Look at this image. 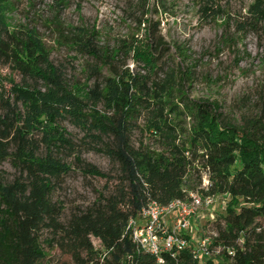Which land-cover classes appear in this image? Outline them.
Masks as SVG:
<instances>
[{"label": "trees", "instance_id": "1", "mask_svg": "<svg viewBox=\"0 0 264 264\" xmlns=\"http://www.w3.org/2000/svg\"><path fill=\"white\" fill-rule=\"evenodd\" d=\"M12 6L0 0V65L28 84L10 80L6 96L0 83V166L10 160L18 172L0 182V264H46L45 229L71 264H159L133 242L129 222L151 202L186 200L188 177L198 175L202 185L203 174L208 195L230 198L213 242L221 251L200 259L190 250L165 253V264H264V114L239 126L212 103L192 99L186 89L191 74L168 63L161 24L143 10L134 18L136 28L111 48L78 29L71 41L95 62V83L76 90L34 31L10 27ZM237 24L264 33V0H255ZM65 117L85 133L81 149L62 127ZM180 119L190 120L187 128ZM84 151L111 159L117 184L64 223L62 206L52 200L54 182L72 170L63 153L75 157L83 176L113 179L84 160Z\"/></svg>", "mask_w": 264, "mask_h": 264}, {"label": "rangeland", "instance_id": "2", "mask_svg": "<svg viewBox=\"0 0 264 264\" xmlns=\"http://www.w3.org/2000/svg\"><path fill=\"white\" fill-rule=\"evenodd\" d=\"M255 0H11L8 14L10 27L29 29L45 45L52 61L61 69L66 84L80 91L92 88L93 60L80 54L72 44L78 29L96 36V43L111 48L135 28V16L148 11V18L160 22L162 35L171 49L168 63L185 74H191L187 93L194 100L212 103L224 120L242 125L244 118H259L264 114V33L242 30L237 22ZM184 51V58L180 55ZM105 75L108 73L105 71ZM190 76V75H189ZM16 84H25L21 76L7 66L0 65V83L6 96ZM28 84V83H26ZM0 85V92H2ZM187 128L190 120L180 119ZM62 127L81 149L85 133L69 117ZM141 139L139 130L134 140ZM72 170L55 181L52 200L63 208L62 221L71 214L92 205L100 193L113 191L119 176L118 166L107 156L84 151L82 157L113 178L85 177L75 166V157L63 153ZM10 160L0 166V182L12 181L18 174ZM205 174L202 175V179ZM189 192L196 191L198 175L187 180ZM204 197L208 193L202 194ZM230 201L219 196L217 202L199 209L192 217L194 238L217 233L219 216ZM173 226L169 220L168 227ZM190 236L192 231H188ZM52 235L43 231L48 255L46 264H71L70 255L51 244ZM95 248L103 252L100 240L92 237Z\"/></svg>", "mask_w": 264, "mask_h": 264}, {"label": "built area", "instance_id": "3", "mask_svg": "<svg viewBox=\"0 0 264 264\" xmlns=\"http://www.w3.org/2000/svg\"><path fill=\"white\" fill-rule=\"evenodd\" d=\"M210 187L208 174H205L200 189L190 192L186 200H174L165 206L157 202L149 203L141 218L129 222L127 230L131 233L133 242L139 249L156 256L159 264H165V253L175 257L190 250L195 259L212 258L219 254L221 249L213 246L218 234H204L198 241L194 238L191 220L197 210L209 208L217 202L218 196L202 195L208 193ZM169 220H173L171 227H168ZM188 231H192L190 236Z\"/></svg>", "mask_w": 264, "mask_h": 264}]
</instances>
